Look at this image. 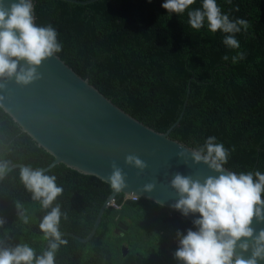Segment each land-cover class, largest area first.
<instances>
[{"label":"trees","instance_id":"obj_1","mask_svg":"<svg viewBox=\"0 0 264 264\" xmlns=\"http://www.w3.org/2000/svg\"><path fill=\"white\" fill-rule=\"evenodd\" d=\"M164 2L32 0L35 22L58 31L62 51L56 56L111 104L156 133L177 121L167 137L187 148L216 136L231 150L226 170L264 172V0H217L230 18L249 22L247 31L236 34L239 49L225 46L226 34L212 33L206 25L192 29L186 13H169ZM201 3L196 0L192 7ZM240 51L245 59L233 63L231 57ZM0 160L43 169L52 158L0 110ZM19 170L0 180V219L5 221L0 241L4 247L27 242L39 252L46 241L38 223L47 210L31 199ZM45 172L55 174L64 188L56 201L68 215L61 220V233L84 238L110 187L62 165ZM112 204L115 208L103 210L87 241L63 236L68 244L61 246L56 264H181L174 255L177 233L195 231L191 224L143 199L118 194ZM22 213L29 215V224L20 219Z\"/></svg>","mask_w":264,"mask_h":264},{"label":"clouds","instance_id":"obj_2","mask_svg":"<svg viewBox=\"0 0 264 264\" xmlns=\"http://www.w3.org/2000/svg\"><path fill=\"white\" fill-rule=\"evenodd\" d=\"M194 4L196 0H165L162 7L169 13H186L192 29L200 30L206 25L212 33L226 34L222 43L230 49L240 48L236 34L248 30L250 25L246 19L230 18L217 0H202L197 8L192 7ZM58 35L51 24L41 26L35 22L32 0H0V89L13 79L25 86L41 79L38 69L43 62L62 51ZM245 57L246 53L240 51L231 60L236 63ZM222 59L227 61L229 56ZM180 146L179 157L190 158L196 164L203 163L216 175L201 179L176 173L170 181L179 197L173 207L185 216L199 214L194 220L195 231L189 229L186 235L177 233L179 247L175 258L181 264H258L264 261V229L257 232L253 226L254 221L264 223V172L226 171L231 150L218 143L214 135L195 148ZM125 163L141 172L148 167L135 154H128ZM10 166V161L0 160V179ZM111 169L107 178L98 175L97 178L120 193L128 187L126 174L115 161ZM19 177L25 190L31 193V199L39 202L41 210H47L38 223L47 249L38 252L23 241L15 247H4L0 241V264H56L61 246L68 244L60 228L61 220H67L68 215L56 202L64 188L57 183L55 174L46 173L39 167H22ZM155 188L156 183L149 182L141 191L152 192ZM20 207L17 203V208ZM20 219L24 224L30 223L26 213H22ZM4 223L0 219V227ZM249 250L251 255L246 256Z\"/></svg>","mask_w":264,"mask_h":264},{"label":"water","instance_id":"obj_3","mask_svg":"<svg viewBox=\"0 0 264 264\" xmlns=\"http://www.w3.org/2000/svg\"><path fill=\"white\" fill-rule=\"evenodd\" d=\"M58 1L85 5L95 0ZM38 71L42 78L29 85H19L14 79L6 82V87L0 89V96L3 97L0 110L37 148L52 158L43 170L62 165L103 183L97 175L107 178L115 161L126 174L128 184L120 193L110 188L87 236L79 238L69 233H62V236L79 243L87 241L93 235L103 210L118 194L123 198L136 197L166 208L196 229L194 220L199 218V214L185 216L173 207L179 197L171 188L170 181L176 173L201 179L216 173L203 163L196 164L190 158L183 159L177 155L182 150V144L167 137L177 121L164 133L152 131L111 104L56 55L44 61ZM128 154L139 156L148 167L141 172L127 165L125 157ZM22 167L25 166H10L5 175L13 168ZM149 182L156 183L155 190L141 191L143 185ZM104 184L110 187L108 183ZM253 226L257 232L264 229V223L254 221ZM42 249H47V242ZM125 253V249L120 247V255L124 256ZM245 255L250 256L251 251ZM258 264H264V261Z\"/></svg>","mask_w":264,"mask_h":264},{"label":"built area","instance_id":"obj_4","mask_svg":"<svg viewBox=\"0 0 264 264\" xmlns=\"http://www.w3.org/2000/svg\"><path fill=\"white\" fill-rule=\"evenodd\" d=\"M129 199H130V200H134L135 198H134V197H130ZM110 205H111L113 208H115L113 204H110Z\"/></svg>","mask_w":264,"mask_h":264}]
</instances>
